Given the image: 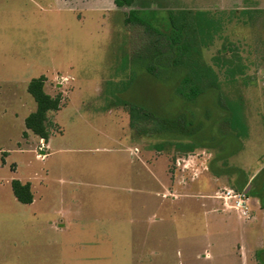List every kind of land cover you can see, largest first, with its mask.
Masks as SVG:
<instances>
[{
	"label": "rangeland",
	"instance_id": "rangeland-1",
	"mask_svg": "<svg viewBox=\"0 0 264 264\" xmlns=\"http://www.w3.org/2000/svg\"><path fill=\"white\" fill-rule=\"evenodd\" d=\"M133 9L162 36L188 14L212 66L222 47H237L243 75L223 90L243 96L245 135L228 128L218 90L179 97L187 71L167 57L159 78L148 74L152 37L125 25L130 9L0 0V264H244L241 247L245 264H264V0H137ZM40 77L63 98L47 142L25 127L37 109L28 86ZM132 104L176 131L132 127ZM14 181L31 184L32 204L17 201ZM225 189L250 193L251 221L216 198Z\"/></svg>",
	"mask_w": 264,
	"mask_h": 264
},
{
	"label": "trees",
	"instance_id": "trees-1",
	"mask_svg": "<svg viewBox=\"0 0 264 264\" xmlns=\"http://www.w3.org/2000/svg\"><path fill=\"white\" fill-rule=\"evenodd\" d=\"M136 1L114 0V5L118 9H130L125 18L126 26H139L148 36L152 37L150 38L151 41H147V48L143 46V53L152 57V62L146 67L148 74L159 78L160 71L157 62L160 58L167 57L170 67L187 71L176 89V94L183 100L192 102L207 91L218 90L220 92V105L230 113V118L226 121L228 128L239 137L245 135L243 96L239 92L227 94L223 90L225 84L231 87L236 86L243 75L237 47L233 44L222 47L217 56L213 58L214 66H212L203 61L200 51L196 49L195 31L190 28L188 14L182 13L180 19L171 18L174 29L171 34L157 35L152 32L148 23L140 17L139 12L133 9ZM200 25L199 23V27H202ZM46 83V77H40L30 82L28 93L35 101L37 109L25 121L27 131L44 142H47L49 138V114L59 111L63 101L61 94L51 96L46 93ZM129 111L131 126L136 128L148 126V135L150 136L162 134L161 131L155 130L158 125L163 126L166 130L169 129L171 132L176 131L172 129V125L170 127L166 124L162 125L158 119L154 118L152 113L137 105H129ZM182 151L184 153L193 152V147H186ZM12 189L19 203L23 205L33 203L34 196L31 184L14 181ZM248 197H250V193H248Z\"/></svg>",
	"mask_w": 264,
	"mask_h": 264
},
{
	"label": "built area",
	"instance_id": "built-area-1",
	"mask_svg": "<svg viewBox=\"0 0 264 264\" xmlns=\"http://www.w3.org/2000/svg\"><path fill=\"white\" fill-rule=\"evenodd\" d=\"M216 198L223 202L226 210L233 211L240 222L252 220V214L249 209V197L246 192L225 189Z\"/></svg>",
	"mask_w": 264,
	"mask_h": 264
},
{
	"label": "crops",
	"instance_id": "crops-1",
	"mask_svg": "<svg viewBox=\"0 0 264 264\" xmlns=\"http://www.w3.org/2000/svg\"><path fill=\"white\" fill-rule=\"evenodd\" d=\"M113 6H114V8H116L115 5H114V0H113ZM116 9H118V8H116ZM223 218H226L225 215H220V216H219V219H220V220H221V219L223 220ZM222 220H221V221H222ZM237 220H238V219H237ZM222 222H224V220H223ZM238 222H239V220H238ZM240 225H241V224H240ZM246 250H247V248H245V247H241V248H240V252H241V255H240V256H241L242 262H243L244 264L246 263Z\"/></svg>",
	"mask_w": 264,
	"mask_h": 264
},
{
	"label": "water",
	"instance_id": "water-1",
	"mask_svg": "<svg viewBox=\"0 0 264 264\" xmlns=\"http://www.w3.org/2000/svg\"><path fill=\"white\" fill-rule=\"evenodd\" d=\"M248 194V192H246Z\"/></svg>",
	"mask_w": 264,
	"mask_h": 264
}]
</instances>
